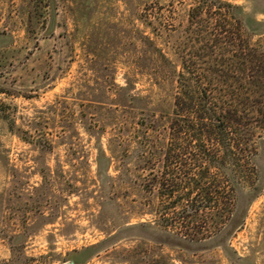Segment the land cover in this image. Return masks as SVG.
Listing matches in <instances>:
<instances>
[{
    "label": "rangeland",
    "instance_id": "374dc122",
    "mask_svg": "<svg viewBox=\"0 0 264 264\" xmlns=\"http://www.w3.org/2000/svg\"><path fill=\"white\" fill-rule=\"evenodd\" d=\"M185 72L233 153L175 113ZM0 264H264V0H0Z\"/></svg>",
    "mask_w": 264,
    "mask_h": 264
},
{
    "label": "trees",
    "instance_id": "16d2710c",
    "mask_svg": "<svg viewBox=\"0 0 264 264\" xmlns=\"http://www.w3.org/2000/svg\"><path fill=\"white\" fill-rule=\"evenodd\" d=\"M194 10H197L196 16H198V13H202V6L199 5L198 7H195ZM201 81V78L196 79L195 77H187L186 72L179 75V84L182 91L180 96H177V110L175 113L184 116L187 115L185 118L188 120L189 127L187 128L192 131V138L194 141L198 142V147H201L204 150L203 152L205 155L211 157V147L216 148L215 150L220 149L223 153H233L235 132L230 122L232 119L231 117L233 116L226 115L227 112L222 114L223 116H215L217 112L214 111L213 108H209L208 104H205V85L202 84ZM202 159H205V157L194 158V161L201 162ZM211 161L215 162L212 163ZM207 164L208 166L204 167V173L202 175H199V173L195 171L189 174L188 177L190 178L185 182L187 185L185 186L186 189L183 193L180 191L179 182L175 181L172 182L173 187L168 193V197H174L175 195V198H178V201L186 202L182 204L179 216L183 219L188 218L190 222H193V219L198 217L199 214L203 212L204 208L208 209L212 203L216 202V199L213 196L215 192L212 190L210 184H212L211 178L214 179L216 177L214 174L217 173H213L212 168L219 170L223 169V172L221 173L222 182L224 184L222 193L224 195H230L231 191H234L230 186L232 177L226 172L230 171V165H228L229 163L226 158L222 159L221 163L218 162V160L209 159ZM224 170L226 171L224 172ZM204 180L205 183H203ZM163 184L166 185V182ZM227 198L229 197L227 196ZM173 203H175V201L170 203L172 206H167V208L171 209L174 207L175 205H173ZM175 221H173L171 225H173ZM142 225L146 226L147 224L143 223Z\"/></svg>",
    "mask_w": 264,
    "mask_h": 264
}]
</instances>
